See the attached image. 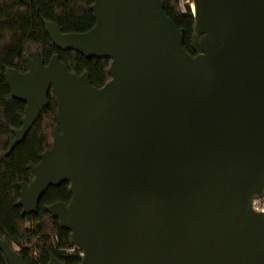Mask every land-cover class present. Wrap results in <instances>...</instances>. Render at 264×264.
Returning <instances> with one entry per match:
<instances>
[{
	"label": "water",
	"instance_id": "water-1",
	"mask_svg": "<svg viewBox=\"0 0 264 264\" xmlns=\"http://www.w3.org/2000/svg\"><path fill=\"white\" fill-rule=\"evenodd\" d=\"M189 54L161 0H94L95 25L52 43L111 60L102 87L39 51L26 72L6 71L26 104L8 154L54 92L51 148L19 183L22 215L50 187L70 183L69 203L47 207L84 252L80 264H264V0H193ZM8 264H27L6 240ZM48 264H66L52 257Z\"/></svg>",
	"mask_w": 264,
	"mask_h": 264
},
{
	"label": "trees",
	"instance_id": "trees-1",
	"mask_svg": "<svg viewBox=\"0 0 264 264\" xmlns=\"http://www.w3.org/2000/svg\"><path fill=\"white\" fill-rule=\"evenodd\" d=\"M161 2V10L182 34L184 48L195 56L192 42L201 36H195V18L190 5L186 4L184 13L180 0ZM93 3L94 0H0V240L8 241L24 256L27 264H48L52 257L66 264H80L81 260L59 256L54 238H58L57 246L70 247V232L47 211L55 202H70L69 182L50 187L35 213L23 216L22 207L16 205L21 197L19 183H29L33 178L29 166L38 164L41 154L52 146L58 124L57 104L51 89L48 108L23 142L8 154L14 139L13 130L21 127L26 104L12 98L6 71L14 68L26 72L25 58L32 51H39L45 64L58 54L71 72L78 75L88 72L93 86H104L111 79V60L85 58L77 52L58 49L45 25L52 21L63 33L87 32L96 22L90 10ZM0 264H8L1 250Z\"/></svg>",
	"mask_w": 264,
	"mask_h": 264
},
{
	"label": "built area",
	"instance_id": "built-area-1",
	"mask_svg": "<svg viewBox=\"0 0 264 264\" xmlns=\"http://www.w3.org/2000/svg\"><path fill=\"white\" fill-rule=\"evenodd\" d=\"M183 1L184 0H180V3H181V8H182V11L185 13L186 12V9H185V6L183 4ZM253 207L256 211H261V212H264V197L263 198H255L253 200ZM55 240V246H56V250L59 254V256L63 257V258H76V259H79L81 260L82 257L84 256V252L71 244L70 247H59L57 246L58 245V238H54Z\"/></svg>",
	"mask_w": 264,
	"mask_h": 264
},
{
	"label": "rangeland",
	"instance_id": "rangeland-1",
	"mask_svg": "<svg viewBox=\"0 0 264 264\" xmlns=\"http://www.w3.org/2000/svg\"><path fill=\"white\" fill-rule=\"evenodd\" d=\"M184 6L186 7V4H189L191 9H192V4H193V0H191L190 2L186 3L185 1H183ZM193 12V9H192Z\"/></svg>",
	"mask_w": 264,
	"mask_h": 264
},
{
	"label": "bare ground",
	"instance_id": "bare-ground-1",
	"mask_svg": "<svg viewBox=\"0 0 264 264\" xmlns=\"http://www.w3.org/2000/svg\"><path fill=\"white\" fill-rule=\"evenodd\" d=\"M192 9H193V12L195 11V5L194 3L192 4Z\"/></svg>",
	"mask_w": 264,
	"mask_h": 264
}]
</instances>
